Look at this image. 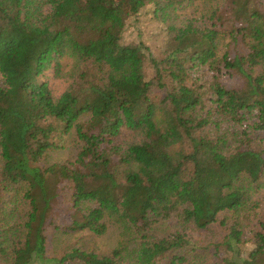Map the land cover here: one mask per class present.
<instances>
[{
  "label": "trees",
  "instance_id": "obj_1",
  "mask_svg": "<svg viewBox=\"0 0 264 264\" xmlns=\"http://www.w3.org/2000/svg\"><path fill=\"white\" fill-rule=\"evenodd\" d=\"M147 7L170 34L160 56L122 42ZM0 78V264H264V219L245 229L264 195V0H0ZM71 134L75 161L44 166ZM20 191L26 220L5 206ZM110 225L107 256L48 255V230Z\"/></svg>",
  "mask_w": 264,
  "mask_h": 264
},
{
  "label": "rangeland",
  "instance_id": "obj_2",
  "mask_svg": "<svg viewBox=\"0 0 264 264\" xmlns=\"http://www.w3.org/2000/svg\"><path fill=\"white\" fill-rule=\"evenodd\" d=\"M122 3L124 6H128L129 0H114ZM193 9L188 7L184 10L178 11V19L185 20L191 16ZM169 32L167 25L156 19L154 16V9L147 7L143 9L137 16L130 19L127 23V27L122 36V42L124 44L130 43H143L145 46L150 48L155 56H160L161 53L167 47L169 42ZM151 76V74H149ZM193 79H198L200 84H209L211 75L207 69H195L192 72ZM40 81H47L52 94L55 97L61 96L68 87V82L62 79L54 77L52 71L45 73L44 77ZM225 83L228 86H234L238 83L237 79L225 77ZM1 84V78H0ZM88 117L85 118V121ZM255 136L264 139V131L255 133ZM59 150L48 153L47 157L43 161L44 166H51L59 163H71L74 162L79 151L80 143L76 139L74 134L67 135L60 141ZM6 210L10 213V210L16 209L17 219H27V214L30 211L28 202L24 199L22 192H13L5 195L4 198ZM18 200L14 205L10 203ZM258 207L256 210L251 212L249 218V225H246V237H251L252 232L258 227V223L264 219V195H259ZM66 209V205L59 203L54 210V215L61 217L62 213ZM48 232V255L50 257L61 258L67 252L77 249L82 252L94 253L98 256H107L113 252L118 246L120 241V231L116 226L110 225L108 232L103 236H95L91 233L85 232L75 235H67L62 233ZM220 227H213L212 230L207 233L213 235L220 233ZM253 245L247 244L242 247V251L248 253L252 250Z\"/></svg>",
  "mask_w": 264,
  "mask_h": 264
}]
</instances>
